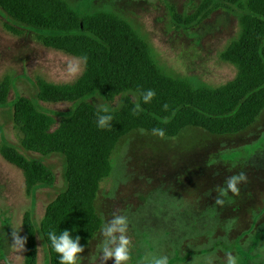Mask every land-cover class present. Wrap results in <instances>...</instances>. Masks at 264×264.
Masks as SVG:
<instances>
[{
    "label": "rangeland",
    "instance_id": "1",
    "mask_svg": "<svg viewBox=\"0 0 264 264\" xmlns=\"http://www.w3.org/2000/svg\"><path fill=\"white\" fill-rule=\"evenodd\" d=\"M66 1L82 13L112 12L127 21L170 75L209 86L236 75V69L220 58L240 35L235 15L219 10L194 27L177 22V16L195 13L203 0ZM6 25L21 35L9 32ZM39 34L19 26L0 9V93L3 85L10 90L6 103H0V264H29L30 228L35 231L36 264H50L39 224L48 205L68 185L65 159L27 152L22 146L25 135L13 119L21 97L30 98L53 117V130L76 106L38 100L40 80L74 85L86 71L81 60V73L68 77L63 69L77 58L46 48L38 41ZM86 102L104 104L98 95ZM145 133L135 131L120 140L112 157L113 174L102 182L95 201L103 226L113 213L127 217L131 242L127 264H144L150 254L167 256L168 264H208L209 258L212 264H226L229 253L237 264H264V112L255 125L232 136H213L197 128H188L175 139ZM3 147L49 165L55 184L28 193L23 171L3 157ZM239 172L248 177L246 184L239 185V195L229 192L222 207L215 205L217 186ZM102 228L77 264H103ZM13 230L27 238L24 251L12 247Z\"/></svg>",
    "mask_w": 264,
    "mask_h": 264
},
{
    "label": "trees",
    "instance_id": "2",
    "mask_svg": "<svg viewBox=\"0 0 264 264\" xmlns=\"http://www.w3.org/2000/svg\"><path fill=\"white\" fill-rule=\"evenodd\" d=\"M0 9L19 26L38 30L37 39L46 48L87 57L85 74L76 84L38 82L39 101L76 105L56 130L53 117L30 98L21 97L14 106V122L25 135L23 148L42 157L61 156L67 164V188L48 205L39 224L50 264H59L60 259L52 249L50 232L59 236L68 230L73 240L81 238L85 249L103 227L95 201L102 182L113 174L112 157L122 138L141 129L148 133L163 129L165 138L175 139L188 128L232 136L251 128L264 112V0H203L195 13L176 17L186 27L219 10L237 17L240 35L220 56L236 75L218 86L196 85L168 74L132 25L112 12L82 13L66 0H0ZM5 27L21 35L12 26ZM150 89L155 97L144 103L142 93ZM9 91L3 85L0 103H6ZM97 95L113 117L108 128L97 126L99 105L86 102ZM137 103L142 111L133 116ZM1 152L23 171L28 193L55 184L54 171L43 161L28 160L8 147ZM28 236L29 264H36L33 228Z\"/></svg>",
    "mask_w": 264,
    "mask_h": 264
},
{
    "label": "clouds",
    "instance_id": "3",
    "mask_svg": "<svg viewBox=\"0 0 264 264\" xmlns=\"http://www.w3.org/2000/svg\"><path fill=\"white\" fill-rule=\"evenodd\" d=\"M81 60L85 63L87 57H81L73 60H69L66 63V67L63 69L64 73L70 77H77L81 71ZM155 97L154 90H147L146 93H142L144 103H150ZM167 110V105L164 106ZM141 106L136 104L132 111V115L135 116L141 112ZM110 109L107 105H99L97 110V126L101 129L108 128L113 119L109 114ZM141 135L146 134L143 129L140 130ZM152 134L164 137L163 129H153ZM248 177L246 173L239 172L235 175H230L225 178L223 186H217L215 205L223 206L225 203L224 197H227L229 192L234 195H239L241 184H246ZM128 230V220L126 216L113 213L112 219L103 226L102 235L104 237L102 243L99 245L101 253L100 259L103 264H107L108 261L114 260L115 264H127L130 260V240L126 235ZM49 240L53 251L60 257L59 264H77L78 257L84 252V247L80 244V237L77 236L75 240L71 238L70 232L64 230L59 236L55 232L48 234ZM12 247L18 251L25 250V244L27 242L26 237H21L19 232L13 230L11 234ZM144 264H168L167 256L149 255L144 258ZM208 264H212L211 258L208 259ZM226 264H237V258L231 253L227 254Z\"/></svg>",
    "mask_w": 264,
    "mask_h": 264
}]
</instances>
